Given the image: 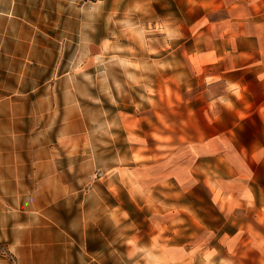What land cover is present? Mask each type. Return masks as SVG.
<instances>
[{
  "label": "rangeland",
  "instance_id": "rangeland-1",
  "mask_svg": "<svg viewBox=\"0 0 264 264\" xmlns=\"http://www.w3.org/2000/svg\"><path fill=\"white\" fill-rule=\"evenodd\" d=\"M21 2L47 13L54 45L67 40L68 61L63 56L58 72L68 76L54 79L53 90V101L66 108L54 110L57 121L46 131L52 133L60 162L54 170H63L60 178L81 189L67 196L73 204L66 201L55 205L56 210L75 219L84 196L89 211L85 236L80 224L69 223L78 233L71 245L99 246L96 258L101 264H148L150 250L156 252L158 245L166 249L167 264L191 263L194 255L208 249L220 263L215 249L226 245L229 254L222 264H263L238 231L240 211L230 210L226 221L203 185L183 189L190 183L188 173L177 172L173 165L179 161L186 166L190 153L205 152L201 142L189 148V125L201 127L210 121L204 101L219 94L222 85H209V73L229 64L221 48L219 63H197L194 54L202 59L214 46L212 38H220L232 23L224 9L212 11L221 0ZM261 38L264 41V27ZM53 65L57 67V61ZM241 129L249 130L245 120L234 126L235 131ZM199 157L202 162L213 159ZM64 169L70 172L65 175ZM263 176L255 173L250 184L258 185ZM173 178H179L182 188ZM248 179L245 175L239 185L245 192ZM0 255L15 264L3 244Z\"/></svg>",
  "mask_w": 264,
  "mask_h": 264
},
{
  "label": "crops",
  "instance_id": "crops-1",
  "mask_svg": "<svg viewBox=\"0 0 264 264\" xmlns=\"http://www.w3.org/2000/svg\"><path fill=\"white\" fill-rule=\"evenodd\" d=\"M221 8L232 23L228 22L220 38H212L214 46L202 59L198 58L202 55L194 54L197 63L206 65L219 63L224 54L229 64L209 73V85H222L219 94L204 101L206 111L211 112L210 121L201 127L189 125V148L201 142L205 152L194 156L190 153L186 166L179 161L173 165L177 172L188 173L190 183L183 189L203 185L210 200L221 206L226 221L230 210L240 211L238 231L249 239V249L264 264V176L259 177L258 185L250 184L255 173L264 175V0H221V5L216 3L212 11ZM41 10L21 0L0 2V245L12 254L15 264H101L96 258L99 246L71 245L70 239L76 244L73 237L78 233L71 230L76 229L69 223L80 224L83 236L85 228L90 227L85 223L90 221L86 218L89 211L84 209V196L80 198V215L75 219L70 220L55 206L66 201L73 204L67 196L81 189H72L67 178H60L63 170H54L60 162H56L52 133L46 127L57 121L54 110L66 108L53 101V90L54 79L68 76V72L59 73L58 67L63 56L64 62L68 61L69 52L65 51L64 38L54 45L49 35L52 26L47 23V13ZM76 45L79 47V43ZM244 120L249 130L235 131L234 126ZM200 154L213 159L202 162ZM173 157L178 159L180 155ZM197 167L204 175L197 169L195 173ZM69 172L64 169L65 175ZM245 175L249 177L246 192L239 186ZM178 179L173 181L180 188L182 182ZM209 250L202 251L199 257L194 255L188 264H222L229 254L228 245L226 249H215L220 255L218 263L212 260ZM149 254L148 264H167L166 249H159V245L156 252L150 250ZM0 264H8L1 255Z\"/></svg>",
  "mask_w": 264,
  "mask_h": 264
}]
</instances>
